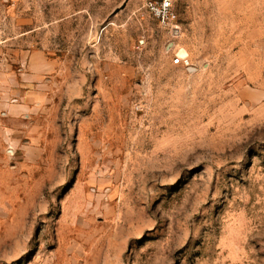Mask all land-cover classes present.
<instances>
[{
    "label": "rangeland",
    "instance_id": "374dc122",
    "mask_svg": "<svg viewBox=\"0 0 264 264\" xmlns=\"http://www.w3.org/2000/svg\"><path fill=\"white\" fill-rule=\"evenodd\" d=\"M174 9L0 0V264H264V0Z\"/></svg>",
    "mask_w": 264,
    "mask_h": 264
},
{
    "label": "built area",
    "instance_id": "2783aa9c",
    "mask_svg": "<svg viewBox=\"0 0 264 264\" xmlns=\"http://www.w3.org/2000/svg\"><path fill=\"white\" fill-rule=\"evenodd\" d=\"M142 7L155 18L160 25L176 29L177 15L174 9V0H141ZM173 64L189 66V59L176 54L172 59Z\"/></svg>",
    "mask_w": 264,
    "mask_h": 264
},
{
    "label": "water",
    "instance_id": "95a60500",
    "mask_svg": "<svg viewBox=\"0 0 264 264\" xmlns=\"http://www.w3.org/2000/svg\"><path fill=\"white\" fill-rule=\"evenodd\" d=\"M127 1V0H126Z\"/></svg>",
    "mask_w": 264,
    "mask_h": 264
}]
</instances>
